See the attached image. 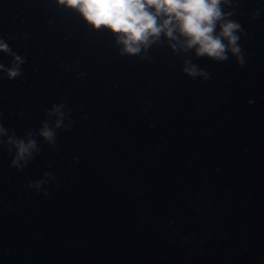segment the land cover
Segmentation results:
<instances>
[{"label":"water","instance_id":"water-1","mask_svg":"<svg viewBox=\"0 0 264 264\" xmlns=\"http://www.w3.org/2000/svg\"><path fill=\"white\" fill-rule=\"evenodd\" d=\"M222 7L243 65L163 36L122 55L56 0H0V65L24 59L0 72V264H264V0Z\"/></svg>","mask_w":264,"mask_h":264},{"label":"clouds","instance_id":"clouds-1","mask_svg":"<svg viewBox=\"0 0 264 264\" xmlns=\"http://www.w3.org/2000/svg\"><path fill=\"white\" fill-rule=\"evenodd\" d=\"M230 0H56L57 6L75 14L91 31H103L114 38L122 55H135L160 39L172 41L171 47L196 57L222 62L229 53L237 64L243 65L244 56L239 45L242 26L230 19V12L223 5ZM0 52L8 53V45L0 39ZM23 57L13 55L10 68L0 65L6 78L20 75ZM182 71L189 77L204 75L194 64L185 63ZM60 105L50 110L55 115L56 126L61 123ZM5 129L0 126V136ZM39 135L52 141L54 132L46 124ZM8 143L15 148L13 165L26 162L36 148L32 139L9 137ZM39 187V184L35 185Z\"/></svg>","mask_w":264,"mask_h":264}]
</instances>
